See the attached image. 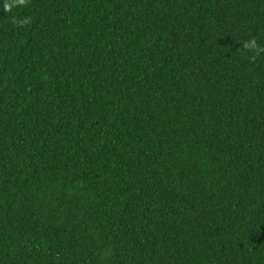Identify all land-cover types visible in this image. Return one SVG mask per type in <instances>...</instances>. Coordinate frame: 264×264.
<instances>
[{
  "label": "trees",
  "instance_id": "trees-1",
  "mask_svg": "<svg viewBox=\"0 0 264 264\" xmlns=\"http://www.w3.org/2000/svg\"><path fill=\"white\" fill-rule=\"evenodd\" d=\"M264 0H0V264H264Z\"/></svg>",
  "mask_w": 264,
  "mask_h": 264
},
{
  "label": "clouds",
  "instance_id": "clouds-1",
  "mask_svg": "<svg viewBox=\"0 0 264 264\" xmlns=\"http://www.w3.org/2000/svg\"><path fill=\"white\" fill-rule=\"evenodd\" d=\"M243 47L245 49H250L251 47H255L258 49V51H264V49L259 48V46H256L254 43L252 45H250L249 43L245 42Z\"/></svg>",
  "mask_w": 264,
  "mask_h": 264
}]
</instances>
